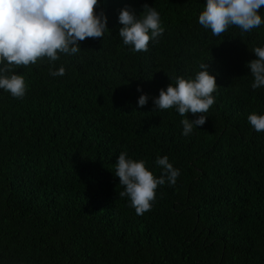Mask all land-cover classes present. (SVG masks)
I'll return each instance as SVG.
<instances>
[{"label":"trees","instance_id":"1","mask_svg":"<svg viewBox=\"0 0 264 264\" xmlns=\"http://www.w3.org/2000/svg\"><path fill=\"white\" fill-rule=\"evenodd\" d=\"M102 4L110 31L62 57L65 76L38 61L15 69L24 98L0 90V264H264V132L247 120L264 115V88H251L246 68L264 26L212 36L198 23L206 0ZM145 6L165 33L133 53L119 38V12L139 16ZM201 63L218 85L201 129L185 137L181 120L196 117L159 111L151 99L138 106L140 95L194 78ZM121 152L157 177V157L181 172L143 215L119 195Z\"/></svg>","mask_w":264,"mask_h":264},{"label":"clouds","instance_id":"2","mask_svg":"<svg viewBox=\"0 0 264 264\" xmlns=\"http://www.w3.org/2000/svg\"><path fill=\"white\" fill-rule=\"evenodd\" d=\"M262 7L264 0H206L198 23L215 37L231 27L239 28L241 34L250 33L264 26V15L259 11ZM118 22L122 25L119 38L133 53L147 52L150 41L159 43L165 33L155 7L145 6L139 16L131 7H125L119 12ZM109 31L102 0H0V90L13 98H24L26 80L15 69L38 61L47 60L51 77L65 76V66L61 63L57 68V62L80 53L81 42L100 40ZM251 53L256 59L246 68L253 78L251 88L259 90L264 88V45L254 47ZM199 68L194 78L176 77L174 83L159 91L158 97L140 95L138 106L145 107L151 99L159 111L174 109L181 117H196L180 122L182 135L190 136L208 121L204 114L215 104L213 93L218 91L210 63H201ZM137 92L143 93V89L137 88ZM247 120L257 133L264 132V115L252 113ZM155 164L162 170L159 177L144 160H134L127 152H121L116 161L114 176L125 189L119 195L130 200L137 215L151 209L160 186H174L181 175L168 156L157 157Z\"/></svg>","mask_w":264,"mask_h":264}]
</instances>
